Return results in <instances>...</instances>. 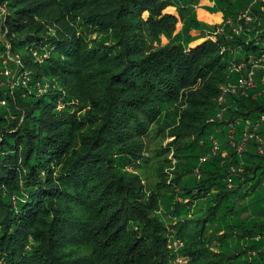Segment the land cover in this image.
<instances>
[{"label":"trees","instance_id":"obj_1","mask_svg":"<svg viewBox=\"0 0 264 264\" xmlns=\"http://www.w3.org/2000/svg\"><path fill=\"white\" fill-rule=\"evenodd\" d=\"M197 2L0 0V264H264L258 79L208 122L240 76L230 65L261 47L264 2L213 0L219 25L197 19ZM247 8L256 19L236 35L227 21ZM209 135L218 151L200 163Z\"/></svg>","mask_w":264,"mask_h":264},{"label":"built area","instance_id":"obj_2","mask_svg":"<svg viewBox=\"0 0 264 264\" xmlns=\"http://www.w3.org/2000/svg\"><path fill=\"white\" fill-rule=\"evenodd\" d=\"M261 1L264 2V0ZM262 11L264 12V6H262ZM2 12L3 9L2 6H0V14ZM255 19L256 17L253 15L251 9L247 8L238 13L234 25L231 19L227 21V24L232 27V32L238 35L243 32L242 23L247 24ZM17 58H18L17 56L14 57L11 56L9 54V51L7 50L2 60V63L4 65L3 66L4 70L2 71V73L5 76H7L8 78L7 84L11 89L13 88L14 85L17 84L18 82L17 79L20 78V75L17 72L20 65V61ZM8 62H13L17 64L16 69L15 70L9 69L7 67ZM229 72L231 74L238 73L240 76L236 81L230 82L226 86L222 87V92L217 99V105H218L217 111L213 116H211L208 119V122L211 124H214L215 122L222 120L224 109H226V107H224L225 98L229 94H235L237 92H240L242 95L246 96L248 91L256 89L257 87V83L255 81L256 79H258L259 84H261L263 88L258 92H255L253 97L260 96L261 93L264 92V40L262 41L261 47L258 50V52L254 54H249L247 55V57H245V59L243 58L238 62L232 63L230 65ZM21 79H22V84H25V82L29 80L26 73L21 75ZM34 86L38 93H43L48 88V84L46 82L41 83L37 81L35 82ZM5 105H6V100L0 98V107H3ZM259 121L260 122L264 121V114L260 116ZM245 123L248 125L249 121L246 120ZM258 125L259 124H257L254 128H257ZM234 131H235L234 126L232 124H229L227 137L229 138L230 144L235 147V143L233 142ZM254 137L258 142V148H257L258 152L264 154V136L260 137L258 135H254ZM209 139H210L209 150L206 154L202 155L199 158L200 163L205 162L211 155L215 154L218 151V147H219L218 142L212 138V135H209ZM242 147H243V142L236 146L237 151L240 152L242 150ZM174 245L178 246V243Z\"/></svg>","mask_w":264,"mask_h":264},{"label":"rangeland","instance_id":"obj_3","mask_svg":"<svg viewBox=\"0 0 264 264\" xmlns=\"http://www.w3.org/2000/svg\"><path fill=\"white\" fill-rule=\"evenodd\" d=\"M167 11H170V12H174L175 13V10H174V7H168L167 8ZM211 11L212 12H214V9L211 7ZM176 14V13H175ZM223 21V20H222ZM222 21L220 22V23H222ZM220 23H217V24H214V25H219ZM180 28V23H178L177 24V30ZM202 41V39L201 40H198V41H196V42H193L192 44H191V46H193L194 44H196V43H199V42H201ZM162 42L163 43H165L166 42V39L165 38H162ZM19 54L20 55H23L24 54V51H20L19 52ZM237 57L238 58H242L243 57V53H241V52H239L238 54H237ZM173 138L172 137H169V138H166V139H164L162 142H160V140H159V138H155V140H151V141H149V140H147V153H149V155H151L152 153V151H154L156 148H159V146L162 144V146L163 147H166V144L169 142V141H171ZM170 151H171V149H170ZM172 151L171 152H167V153H165L164 155H162L161 156V158H164V157H167L168 158V161H169V164H171L169 167H167V169H166V172L168 173V174H170V172H171V170L173 169V165L175 164V162H177L174 158H173V156H172ZM152 156V155H151ZM151 156H149L150 158H151ZM141 174H142V176H143V183L145 184V185H147V184H151V183H153V182H155V180H156V177H155V174L153 173V172H155L154 171V165H153V161H151V162H149L148 163V165L143 169V170H138ZM167 174V175H168ZM180 258H182V257H179V259L178 260H180ZM183 260V259H182Z\"/></svg>","mask_w":264,"mask_h":264},{"label":"crops","instance_id":"obj_4","mask_svg":"<svg viewBox=\"0 0 264 264\" xmlns=\"http://www.w3.org/2000/svg\"><path fill=\"white\" fill-rule=\"evenodd\" d=\"M213 0H198L195 7L196 17L199 21L209 25L220 23L223 20V14L220 11H211Z\"/></svg>","mask_w":264,"mask_h":264}]
</instances>
